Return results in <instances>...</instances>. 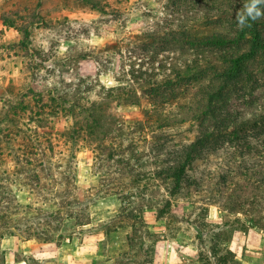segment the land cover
Segmentation results:
<instances>
[{"label":"rangeland","instance_id":"1","mask_svg":"<svg viewBox=\"0 0 264 264\" xmlns=\"http://www.w3.org/2000/svg\"><path fill=\"white\" fill-rule=\"evenodd\" d=\"M250 2L0 0V264L237 263L264 230Z\"/></svg>","mask_w":264,"mask_h":264},{"label":"crops","instance_id":"2","mask_svg":"<svg viewBox=\"0 0 264 264\" xmlns=\"http://www.w3.org/2000/svg\"><path fill=\"white\" fill-rule=\"evenodd\" d=\"M229 250L234 255L235 264H264V230L255 227L237 232L231 240ZM12 264H26L24 260H14Z\"/></svg>","mask_w":264,"mask_h":264},{"label":"trees","instance_id":"3","mask_svg":"<svg viewBox=\"0 0 264 264\" xmlns=\"http://www.w3.org/2000/svg\"><path fill=\"white\" fill-rule=\"evenodd\" d=\"M241 16H242V14H241ZM245 28L250 30V32L248 33L249 35L250 34L258 35V31H257L255 26L248 24V25H245ZM225 38H227V37H219L220 42H224ZM251 43H252V45H251L250 51H254V53H255V51H257L258 49L259 50L263 49V43H262L261 39L259 41L258 38H253ZM232 62L234 64L233 68L228 67L225 70L218 72L217 75L221 78H224L225 80H230L231 78H233V77L241 74L242 72H244L245 68L239 63V61L237 59H234V61H232ZM237 136H238V133H237L236 129H234L232 131V137L231 138L236 139ZM194 147H195V145L191 146L190 149H194ZM31 155H35V153H33V151L32 152L26 151V154L24 156H31Z\"/></svg>","mask_w":264,"mask_h":264},{"label":"clouds","instance_id":"4","mask_svg":"<svg viewBox=\"0 0 264 264\" xmlns=\"http://www.w3.org/2000/svg\"><path fill=\"white\" fill-rule=\"evenodd\" d=\"M264 3V0H251L250 4L246 8V12L239 18V23L241 26L246 25L249 19L255 20L261 16V10L258 7L260 4Z\"/></svg>","mask_w":264,"mask_h":264}]
</instances>
